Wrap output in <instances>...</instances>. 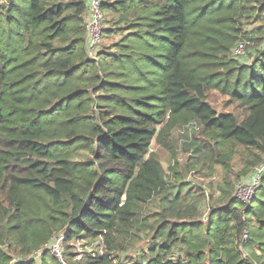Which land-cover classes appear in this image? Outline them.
<instances>
[{"label": "trees", "instance_id": "16d2710c", "mask_svg": "<svg viewBox=\"0 0 264 264\" xmlns=\"http://www.w3.org/2000/svg\"><path fill=\"white\" fill-rule=\"evenodd\" d=\"M87 8L0 1V264H264V0H99L93 47Z\"/></svg>", "mask_w": 264, "mask_h": 264}, {"label": "built area", "instance_id": "2783aa9c", "mask_svg": "<svg viewBox=\"0 0 264 264\" xmlns=\"http://www.w3.org/2000/svg\"><path fill=\"white\" fill-rule=\"evenodd\" d=\"M88 2V8L86 11V23H87V30L88 35L90 38L91 47L94 46L95 42L98 40L99 35V24L101 20V13L99 11V0H86ZM240 49L236 50L238 52ZM264 164L258 166L251 176L249 181L240 183V188L243 186L248 190L247 198H241L237 195L239 199L243 202L247 203L250 201L251 193L254 186L259 181V175L263 171ZM237 189V187H236ZM247 238V234H243V240ZM62 239L63 237L59 234L53 237V239L45 246V248L56 258L58 264H80L82 260L86 257H94L102 255L103 244L101 238H97L95 240L89 241L83 238H77L71 241L72 247V256L70 260H67L63 254V246H62ZM43 249H39L36 251V257H39Z\"/></svg>", "mask_w": 264, "mask_h": 264}, {"label": "rangeland", "instance_id": "374dc122", "mask_svg": "<svg viewBox=\"0 0 264 264\" xmlns=\"http://www.w3.org/2000/svg\"><path fill=\"white\" fill-rule=\"evenodd\" d=\"M1 1V0H0ZM215 108L217 111H221V106L219 104L215 105ZM169 143L171 150L166 149L164 147L155 145L154 143L152 144L153 149L158 153L160 160L162 161V164L166 167L169 164H172L173 162V157L178 160L180 166L183 165L185 159L187 158V151L184 150V143L185 139L182 137L181 133L179 130H174L173 133L170 135L169 138ZM174 153V154H172ZM231 164L233 166V173L232 176L235 177V174L239 169L241 168V159H240V154L235 153L234 157L231 161ZM223 174L221 171L220 167L216 168L214 176L211 177H199V176H194L192 173L187 176V180L192 181L194 184H202L203 186L207 184L208 182H214L217 183L221 178ZM242 181V180H240ZM235 195L241 197V198H247L248 190L247 188H244L243 186L240 188L237 186V189L235 190ZM140 245V244H138Z\"/></svg>", "mask_w": 264, "mask_h": 264}]
</instances>
